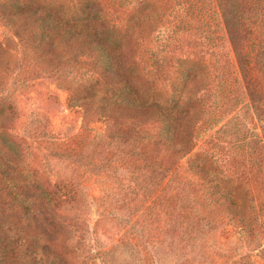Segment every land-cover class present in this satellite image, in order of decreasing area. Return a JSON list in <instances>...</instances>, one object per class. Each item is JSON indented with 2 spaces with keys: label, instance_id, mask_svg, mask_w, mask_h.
<instances>
[{
  "label": "rangeland",
  "instance_id": "1",
  "mask_svg": "<svg viewBox=\"0 0 264 264\" xmlns=\"http://www.w3.org/2000/svg\"><path fill=\"white\" fill-rule=\"evenodd\" d=\"M229 1L231 20L217 0L154 12L129 88L0 13V126L23 137L18 180L58 201L51 226L0 201V264H264V0Z\"/></svg>",
  "mask_w": 264,
  "mask_h": 264
},
{
  "label": "trees",
  "instance_id": "2",
  "mask_svg": "<svg viewBox=\"0 0 264 264\" xmlns=\"http://www.w3.org/2000/svg\"><path fill=\"white\" fill-rule=\"evenodd\" d=\"M155 1H157L156 4L153 0H0V13L10 27L26 30L36 40L39 39V42L51 41L47 34L60 33L61 37L69 36L72 42L87 48L92 53L93 63L102 74L115 77L119 84L129 88L132 84L127 72L131 69L129 66H123L122 62H129L130 58L135 57L131 53V45L140 43L143 47V44L146 46L147 42L151 41L152 32L148 30L147 25L154 12L162 10L165 13L171 8L170 11L174 10L171 0ZM230 3L232 2L229 0H217L220 12L227 20H231L233 12L232 7L229 10ZM182 8L188 11L197 9L190 2L183 4ZM137 15H143V19L146 20L142 19L145 22L143 28H140L138 24L139 16ZM133 33L136 37L131 38ZM167 34L163 33L155 39L159 38L163 42ZM147 52L151 55L155 51L148 48ZM154 54L158 62L162 61L160 66L163 67V60L166 58L163 50L161 52L156 50ZM141 56L144 57V54ZM141 56L138 53L136 60H143ZM258 56H261L260 52ZM258 56L256 60L261 63L263 58L260 59ZM261 69L259 68L260 71ZM143 71L145 76L152 77V71L149 72L145 68ZM153 99V96L149 100L143 99L145 101L143 103L145 106L151 105ZM0 138V157H3L0 169L7 172L9 175L7 179L10 180L8 181L10 187L4 194L7 198L0 199L3 202L1 205H5L4 207L8 205L14 210L13 218L18 223L22 222L20 209L28 208V206L37 207L39 210L42 208L41 212L36 214V218L32 217V222L41 225L48 222L51 226L48 219L57 216L54 206L58 201L46 189H42V193H34L28 183L24 184L17 178L22 170L20 153L17 152L18 140H23V137L6 133L0 126ZM11 152L16 155L15 158H9L8 154H12ZM3 183L0 180V185ZM18 246L12 247L11 251L15 252Z\"/></svg>",
  "mask_w": 264,
  "mask_h": 264
}]
</instances>
